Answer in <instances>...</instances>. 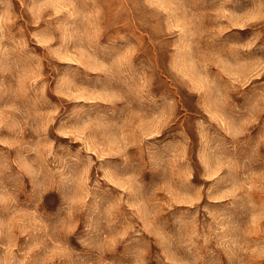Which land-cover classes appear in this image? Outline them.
Wrapping results in <instances>:
<instances>
[{
    "label": "rangeland",
    "instance_id": "obj_1",
    "mask_svg": "<svg viewBox=\"0 0 264 264\" xmlns=\"http://www.w3.org/2000/svg\"><path fill=\"white\" fill-rule=\"evenodd\" d=\"M0 264H264V0H0Z\"/></svg>",
    "mask_w": 264,
    "mask_h": 264
}]
</instances>
